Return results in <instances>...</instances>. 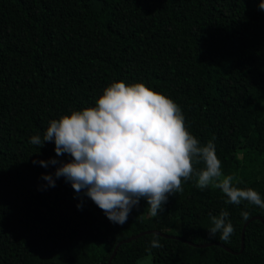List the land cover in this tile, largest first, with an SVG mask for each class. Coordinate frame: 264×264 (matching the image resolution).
<instances>
[{
    "label": "trees",
    "instance_id": "1",
    "mask_svg": "<svg viewBox=\"0 0 264 264\" xmlns=\"http://www.w3.org/2000/svg\"><path fill=\"white\" fill-rule=\"evenodd\" d=\"M259 3L0 0V264H108L118 243L148 230L171 237L145 233L125 241L110 264H264L259 206L225 204L219 189L197 188L193 174L156 217L141 199L127 221L116 224L83 192L55 177L59 164H39L70 156H57L54 142H29L34 135L43 138L49 121L95 107L110 83L141 82L180 106L201 145L215 137L222 172L264 200ZM221 210L234 227L228 242L220 233L214 239L208 234L210 217ZM243 211L257 218L246 225L241 250ZM157 237L161 247H152Z\"/></svg>",
    "mask_w": 264,
    "mask_h": 264
},
{
    "label": "clouds",
    "instance_id": "2",
    "mask_svg": "<svg viewBox=\"0 0 264 264\" xmlns=\"http://www.w3.org/2000/svg\"><path fill=\"white\" fill-rule=\"evenodd\" d=\"M259 9L264 11V0H260ZM184 119L178 104L143 83L112 82L96 99L95 107L49 121L43 138L34 135L29 142L36 146L54 142L57 156H70L67 162L51 159L39 164H59L55 177H63L76 193L83 192L116 224H124L141 199L147 202L149 215L156 217L168 196L182 191V180L193 174L197 188L219 189L225 204L246 201L264 209L257 191L235 186L240 181L222 172L215 137L201 145ZM201 162L204 167L194 169L193 165ZM42 178L55 186L51 175ZM241 216L247 221L250 213L243 211ZM228 217L227 210L210 217V239L220 233V240L229 241L234 227ZM151 246L161 247L159 237Z\"/></svg>",
    "mask_w": 264,
    "mask_h": 264
},
{
    "label": "water",
    "instance_id": "3",
    "mask_svg": "<svg viewBox=\"0 0 264 264\" xmlns=\"http://www.w3.org/2000/svg\"><path fill=\"white\" fill-rule=\"evenodd\" d=\"M253 218H257V217H253ZM253 218H251V219H249L248 221H246V223H244V225H243V227H242V231H241V250H242V248H243V246H244V230H245V227H246V225L249 223V221L252 220ZM260 219H261V218H260ZM261 220H262V219H261ZM145 233H154V234H158V235H161V236L171 237V236H169V235H167V234H164V233H162V232H160V231H157V230H148V231H145V232L139 233L138 235L131 236V237H129L128 239H126V240H124V241H122V242H120V243L117 244V246L115 247V249H114V251H113V253H112V255H111V257H110V259H109V261H108V264L111 263V260H112V258L114 257V255H115V253H116V250H117L118 246H119L121 243H123V242H125V241H129V240H131V239H134V238H136V237H138V236H141V235H143V234H145ZM172 237H173V236H172ZM189 243H190L191 245H194L195 247H206V246H209V245L213 244V243H209V244H194V243H191V242H189ZM220 245H221L223 248H225L227 251L233 252L231 249H229V248L226 247L225 245H223V244H220Z\"/></svg>",
    "mask_w": 264,
    "mask_h": 264
}]
</instances>
